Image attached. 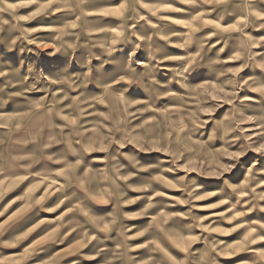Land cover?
<instances>
[{
    "label": "clouds",
    "instance_id": "obj_1",
    "mask_svg": "<svg viewBox=\"0 0 264 264\" xmlns=\"http://www.w3.org/2000/svg\"><path fill=\"white\" fill-rule=\"evenodd\" d=\"M0 264H264V0H0Z\"/></svg>",
    "mask_w": 264,
    "mask_h": 264
}]
</instances>
